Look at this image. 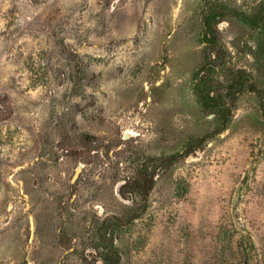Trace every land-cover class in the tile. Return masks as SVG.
I'll list each match as a JSON object with an SVG mask.
<instances>
[{
	"label": "rangeland",
	"instance_id": "374dc122",
	"mask_svg": "<svg viewBox=\"0 0 264 264\" xmlns=\"http://www.w3.org/2000/svg\"><path fill=\"white\" fill-rule=\"evenodd\" d=\"M263 107L264 0H0V264H264Z\"/></svg>",
	"mask_w": 264,
	"mask_h": 264
},
{
	"label": "trees",
	"instance_id": "16d2710c",
	"mask_svg": "<svg viewBox=\"0 0 264 264\" xmlns=\"http://www.w3.org/2000/svg\"><path fill=\"white\" fill-rule=\"evenodd\" d=\"M217 106V104H209L208 106H206V107H216ZM263 109H264V107H263ZM222 112H223V115H224V119H223V124H222V129L221 130H224L225 128H226V124H227V122H228V115H230V112L227 114V112L225 111V110H221Z\"/></svg>",
	"mask_w": 264,
	"mask_h": 264
},
{
	"label": "water",
	"instance_id": "95a60500",
	"mask_svg": "<svg viewBox=\"0 0 264 264\" xmlns=\"http://www.w3.org/2000/svg\"><path fill=\"white\" fill-rule=\"evenodd\" d=\"M79 172H80V170L77 171V173L75 174V177L78 175Z\"/></svg>",
	"mask_w": 264,
	"mask_h": 264
}]
</instances>
